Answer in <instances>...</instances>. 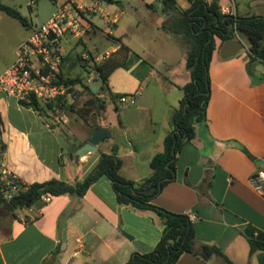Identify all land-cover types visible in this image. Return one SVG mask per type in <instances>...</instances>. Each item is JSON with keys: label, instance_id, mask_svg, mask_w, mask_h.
Wrapping results in <instances>:
<instances>
[{"label": "crops", "instance_id": "obj_1", "mask_svg": "<svg viewBox=\"0 0 264 264\" xmlns=\"http://www.w3.org/2000/svg\"><path fill=\"white\" fill-rule=\"evenodd\" d=\"M59 1H54L56 7ZM84 2L95 9L85 18L92 26L88 40L103 33L101 22L107 28L116 26L125 8L119 2ZM220 4L226 6L224 0ZM189 7L190 2L182 10ZM34 26L30 24L28 33L11 49L0 74L15 61L18 46ZM108 34L122 37L130 48L127 61L109 77L110 90L134 97L135 104H116L106 90L91 84L93 79L88 74L85 82L106 101L105 111L95 117V107L87 113L91 95L85 96L81 108L76 106L86 111V117L63 110L62 123L47 111H35L0 95L1 139L5 145L2 148L0 143L4 152L0 164L17 180L25 184L52 179L75 183L93 170L103 153L114 152L123 161L121 174L125 178L139 182L151 175V160L163 151L165 137L174 130V114L184 98L182 87L191 80L187 51L185 60H178L174 50H169L160 65L165 72L163 68L152 69V75L149 66H153L131 51V34L116 35L111 30ZM87 35L65 37L64 75L68 51L76 52L77 46L84 44L85 49L77 53L82 66L86 65V54L96 55L98 44L90 49L86 39L82 40ZM119 47L120 43H114L105 52L112 54ZM250 62L246 39L216 38L209 67L208 123L197 126L195 138L183 145L176 179L151 201L170 212L189 214L197 245H216L236 264H264V251L250 253V238L264 237V195L252 185V178L264 172V60ZM143 79L147 85L154 79L152 90L149 85L140 86ZM74 101L72 94L70 103ZM89 118L93 121L87 122ZM98 127L109 129L111 138L76 161L77 151ZM0 216V264H127L134 254L152 251L163 231L156 212L119 204L114 184L106 176L84 196H51L49 202L40 199L32 207L21 209L16 218L11 213L9 218ZM78 238L81 245L76 242ZM79 246L81 252L74 256ZM176 264L228 263L219 255L205 260L185 253Z\"/></svg>", "mask_w": 264, "mask_h": 264}, {"label": "trees", "instance_id": "obj_2", "mask_svg": "<svg viewBox=\"0 0 264 264\" xmlns=\"http://www.w3.org/2000/svg\"><path fill=\"white\" fill-rule=\"evenodd\" d=\"M110 4L118 3V0H104ZM164 4V12H174L165 29H170L175 35L181 36L187 48V68L191 73V80L182 87L184 98L180 107L174 114V130L164 139V149L151 160L152 173L143 180L136 182L125 178L121 174L123 161L118 153H103L93 170L82 180L75 183L52 179L46 182H35L25 184L18 180L21 186L20 192L15 194L11 200L4 197L0 188V208L17 217L21 209L30 208L38 202L42 196L77 195L84 196L87 191L101 177H108L114 184L118 203L131 205L140 209H147L156 212L163 225L162 236L156 247L148 253L134 254L127 264H176L185 253H192L205 260L219 255L224 257L228 264H236L229 260L222 250L216 245H197L194 223L189 214L175 213L156 206L151 201L168 183L176 179L177 159L185 143L191 142L196 136L197 126L208 123V106L211 99V84L209 67L216 49V38L227 40L237 36L246 39L251 62L264 60V17L262 16H240L223 14L221 12L220 0H189L190 7L179 9L177 0H161ZM0 11L19 20L22 25L28 27L30 23L17 9L5 5L0 0ZM87 20V17H85ZM86 24L87 33L91 31V25ZM108 41L119 44L117 51L112 53L103 61H95V58L104 50V46L98 45L96 55L90 52V59H86L87 70L89 65L101 77V89L106 90L113 101L117 104L119 98L126 94H113L108 83L110 75L119 66L124 64L129 56L130 48L123 43L122 37L108 34ZM82 41V40H80ZM106 50V49H105ZM94 61V62H93ZM92 62V64H91ZM91 64V65H90ZM248 65V69L250 68ZM61 81L67 84L71 91L74 85H80L92 97L89 99L87 113L93 107L100 114L106 109V101L102 100L98 93H95L91 86L85 82V77L60 75ZM62 102L61 109L86 117L85 110L76 109L77 100ZM22 105L29 106L38 112H46L47 106L41 102L32 100L30 103L22 101ZM84 109V108H83ZM2 118L0 115V143L2 148ZM96 126H93V129ZM246 151V150H245ZM156 186L157 189L152 195L143 194V190ZM136 193H134V191ZM264 251V237L257 236L250 238V253Z\"/></svg>", "mask_w": 264, "mask_h": 264}, {"label": "rangeland", "instance_id": "obj_3", "mask_svg": "<svg viewBox=\"0 0 264 264\" xmlns=\"http://www.w3.org/2000/svg\"><path fill=\"white\" fill-rule=\"evenodd\" d=\"M54 1L55 0H2V3L17 9L28 19L30 24L37 26L45 23L57 10ZM118 1L120 4L125 5V8L123 14L118 16L119 22L116 26L107 28L104 26V23L101 22L103 33H100V36L88 40L89 34H86L87 37L82 38L83 41L86 39V45L90 49H93L95 44H98L100 47L105 45V49H111L113 45L112 42L103 39V36L104 38H107L108 33L111 30L112 33L116 35L124 33L132 35V40L130 42L131 51L136 55L141 56L153 66V68L149 66V74L151 73L154 75L155 71L153 73L152 69L162 70L163 67L161 68L160 65L163 64V60L167 57L169 50H174V56H177L178 60H185L184 57L187 51V46L182 41V37L175 35L170 29H165L174 12L170 11L165 13L164 4L161 0ZM177 1L179 9L188 6V0ZM224 2L225 5L232 7L240 16L264 17V0H224ZM149 4H152V6H148ZM25 33H28L27 27L22 25V23L16 18L8 15L4 11H0V69L4 66L5 60L10 56L11 49H13L23 35H26ZM90 34L92 33L90 32ZM172 38L174 41L171 40ZM76 49V52L72 50L68 51L63 67L65 75L70 77L81 75L86 78L88 74L93 79L91 84L94 83L101 87V83L98 81V76L96 75L97 73L90 66L89 69H84L78 58L77 53L85 49L84 44L78 45ZM105 49L101 50L102 52L100 55L105 54ZM105 59L106 58L101 61ZM163 70L165 72V68H163ZM143 81L144 83H141L140 86L146 88L149 85V90H152L154 79L150 80L148 85L144 79ZM72 94L76 95L78 98L77 108H81L80 105L83 104V100H86L85 96H90L80 85L76 88L73 86ZM80 97L83 98L80 99ZM77 117L80 118L82 116L77 115ZM90 120H92V118L87 119V122ZM2 212L4 213H1L0 211L1 215L9 218V212L3 210ZM1 221L2 216H0V222Z\"/></svg>", "mask_w": 264, "mask_h": 264}, {"label": "built area", "instance_id": "obj_4", "mask_svg": "<svg viewBox=\"0 0 264 264\" xmlns=\"http://www.w3.org/2000/svg\"><path fill=\"white\" fill-rule=\"evenodd\" d=\"M91 11L95 9L84 0L59 1L52 17L42 25L34 26L30 35L18 46L15 61L0 74V95L14 98L20 103L39 101L47 106V112L53 115L57 122L62 123L61 103L70 102L72 96L70 87L60 78L65 58L64 39L67 35L80 38L87 34L85 17ZM221 12L236 14L228 5H221ZM110 55V52H105L95 58V61H101ZM90 58V54H86L84 59ZM99 79L101 80L100 75ZM119 102L123 105H133L135 98L122 95ZM3 153L0 151V157ZM252 185L264 195V172L252 178ZM0 188L7 200H11L21 190L17 178L3 163L0 164ZM41 199L49 202L51 196L44 195ZM76 242L82 244L80 238ZM80 252L81 246L73 255Z\"/></svg>", "mask_w": 264, "mask_h": 264}, {"label": "water", "instance_id": "obj_5", "mask_svg": "<svg viewBox=\"0 0 264 264\" xmlns=\"http://www.w3.org/2000/svg\"><path fill=\"white\" fill-rule=\"evenodd\" d=\"M112 133L109 129L98 127L94 130V133L88 143L84 144L76 153L75 159L79 161L81 157L98 150L100 143L107 139H110ZM157 187H151L149 189L143 190V194L152 195L156 191ZM136 193L135 190H133Z\"/></svg>", "mask_w": 264, "mask_h": 264}]
</instances>
